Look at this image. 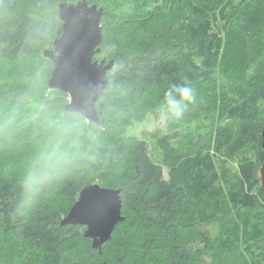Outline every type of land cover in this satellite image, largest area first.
Wrapping results in <instances>:
<instances>
[{"label": "trees", "instance_id": "trees-1", "mask_svg": "<svg viewBox=\"0 0 264 264\" xmlns=\"http://www.w3.org/2000/svg\"><path fill=\"white\" fill-rule=\"evenodd\" d=\"M4 1L5 10L16 14L0 19V68L26 58L39 64L41 80L48 82L54 64L43 52L63 33L59 4L80 0ZM87 1L105 9L101 53L94 59L115 60L97 104L101 125L65 112L68 94L47 83L50 96H39L37 105L48 103L47 123L49 117L62 123L66 160L59 165L52 155L47 159L26 216L18 212L23 183L0 167V234L18 240L12 256L30 264H203V258L208 264H264V116L257 117L264 103V0ZM123 15L137 38L131 45L108 25L122 28ZM225 65L231 66L228 90L216 99L201 96L202 86L214 83ZM173 84H188L197 93L180 120L186 124L197 113L215 131L201 144L190 134L177 136V156L165 160V148L131 135L129 127L145 97H152L148 109L160 114ZM33 100L0 70V101L19 107ZM166 120L171 131L179 129ZM250 148L257 150L256 160L244 156L237 183L227 180L223 187L217 159L232 160ZM95 183L122 190L125 216L101 252L84 238V227L60 224L83 187ZM198 223L218 228L188 240L185 233Z\"/></svg>", "mask_w": 264, "mask_h": 264}, {"label": "rangeland", "instance_id": "rangeland-1", "mask_svg": "<svg viewBox=\"0 0 264 264\" xmlns=\"http://www.w3.org/2000/svg\"><path fill=\"white\" fill-rule=\"evenodd\" d=\"M141 1L143 4L145 3L144 0ZM4 3L5 6L2 7L3 10L0 12V19L16 14L15 11L10 12L5 10L7 2L0 0V6L4 5ZM120 3L122 5L124 1L120 0ZM122 18L126 21L125 26L122 28L116 27L115 22L111 21L108 25L116 35L121 34L124 37L127 45L134 44L137 42V38L130 35V18L128 15H123L119 19ZM220 26L223 25L220 24ZM38 65L29 59L20 58L16 61H9V63H5L0 68L1 72L9 77L14 88L23 89L26 96L34 99L32 103L19 107L5 101H0V167L4 171L16 172L18 180L22 183L29 171L41 174L44 164L51 155L59 165L63 164L64 160H66L64 156L66 154V147L68 146V142L64 140L65 137L62 133L65 132V130L61 129L62 123L60 124L54 117H49L50 123L46 122L45 109L48 103L41 102L43 106L37 105L39 96L43 99H48L50 96L46 89L48 82L41 80ZM221 69V72L216 75L214 83L202 86L199 90V94L208 100L212 98L216 99L220 96L221 92L228 90L231 66L225 65ZM151 98L145 97L140 100L139 116L134 119L132 125L129 127L130 134L140 139H146L152 147L156 144L163 149L165 148L167 151L165 160L177 156L176 146L179 144L178 138L180 136L190 134L196 142L198 141L201 144L214 133L215 128L211 122L197 113L186 124L181 120L173 121L172 123H175L179 129L175 132L171 131L168 127V121L161 119V114L156 115L148 109L147 106L150 105ZM123 110L127 116H131V113L127 112V107L124 106ZM195 110L197 112L201 111L200 108H195ZM201 112L203 113V110ZM262 116H264V103H261L257 108L258 119H262ZM177 136L178 138H176ZM244 156L255 161L257 150L253 148L245 149L232 160H225V158L217 159V170L222 174L223 187L227 186V180L230 185L237 183L239 163L243 160ZM164 175L168 178L167 168L164 169ZM108 178L110 177L103 174V179ZM260 179L261 174L259 173V181L261 182ZM190 228L185 233V237L193 241L194 239H199L198 233H216L218 225L216 223H198ZM17 241L14 238L11 239L0 234V264H7V261H10V264L31 263L30 259L12 256L18 251ZM199 244L200 240H197L194 247L198 248ZM263 247L264 244H261L259 246L260 250L263 251ZM203 264H208V261H204V258Z\"/></svg>", "mask_w": 264, "mask_h": 264}, {"label": "water", "instance_id": "water-1", "mask_svg": "<svg viewBox=\"0 0 264 264\" xmlns=\"http://www.w3.org/2000/svg\"><path fill=\"white\" fill-rule=\"evenodd\" d=\"M104 13V7L91 5L87 0L60 3L58 14L63 33L55 39L52 48L43 52L54 64L49 88L69 95L65 112L79 114L95 126L101 125L97 104L106 92L109 72L115 66L114 59H94L101 53ZM261 137L264 150V126ZM260 174L264 187V163ZM124 221L122 190L95 183L83 187L60 224L84 227V238L91 240L93 249L101 252Z\"/></svg>", "mask_w": 264, "mask_h": 264}, {"label": "clouds", "instance_id": "clouds-1", "mask_svg": "<svg viewBox=\"0 0 264 264\" xmlns=\"http://www.w3.org/2000/svg\"><path fill=\"white\" fill-rule=\"evenodd\" d=\"M196 99V90L188 84L170 85L169 90L165 93L164 102L158 108V111L161 114V119L179 121ZM44 179V176L34 171H29L26 174L23 179L25 199L22 201L21 206L18 209L20 215H27V211L36 195L38 186L44 181Z\"/></svg>", "mask_w": 264, "mask_h": 264}]
</instances>
